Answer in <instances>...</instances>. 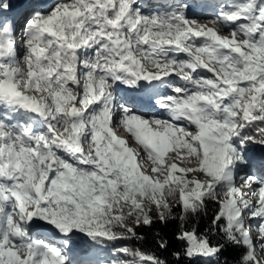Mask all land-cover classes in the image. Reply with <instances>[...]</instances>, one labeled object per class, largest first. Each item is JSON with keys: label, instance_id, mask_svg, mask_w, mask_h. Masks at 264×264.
<instances>
[{"label": "snow or ice", "instance_id": "6c2138e0", "mask_svg": "<svg viewBox=\"0 0 264 264\" xmlns=\"http://www.w3.org/2000/svg\"><path fill=\"white\" fill-rule=\"evenodd\" d=\"M11 9L0 0V264H164L116 242L170 220L177 260L234 246L258 264L264 0L34 5L21 49ZM209 201V226L187 227Z\"/></svg>", "mask_w": 264, "mask_h": 264}, {"label": "trees", "instance_id": "16d2710c", "mask_svg": "<svg viewBox=\"0 0 264 264\" xmlns=\"http://www.w3.org/2000/svg\"><path fill=\"white\" fill-rule=\"evenodd\" d=\"M255 151H260L259 146H255ZM216 210L217 207L213 202H207L205 209L197 216L190 217L186 226L191 228L193 224H196L198 231L203 232L204 229L209 226L212 216ZM178 228V220H170L167 224L156 222L151 228L137 229L138 237H143V239L118 241L116 242V246L123 245L130 248L138 247L142 250L155 253V255L159 257V259L163 261L164 264H201V261L199 260H193L189 262L183 257L180 260H177L174 257L173 253H182L183 250V243L176 239ZM253 233L256 236L255 231H253ZM161 239L167 241L166 249H160L158 247L157 241ZM215 239L219 240L221 238L217 236ZM102 251L103 254L100 255L101 258L107 255L108 246L105 245ZM242 253V248H237L234 246L226 247L222 255L219 257L218 264H241ZM261 254L264 256V251L261 250ZM214 264H217V262H214Z\"/></svg>", "mask_w": 264, "mask_h": 264}, {"label": "rangeland", "instance_id": "374dc122", "mask_svg": "<svg viewBox=\"0 0 264 264\" xmlns=\"http://www.w3.org/2000/svg\"><path fill=\"white\" fill-rule=\"evenodd\" d=\"M22 1V0H21ZM32 1H34V0H27L26 2V5H24L20 10H18V11H16V12H14V13H12V14H9V13H7V16H8V18L11 20V18H13L15 15H18L19 13H26L27 15H29L30 13H31V11L33 10V7L32 8H30V9H27V5H29V4H31V2ZM38 1H40V0H38ZM155 1V0H154ZM221 0H217V3L218 2H220ZM225 2H222V3H226V2H230V0H224ZM6 2L7 3H9V4H13V2H15V0H6ZM41 3H43V1L41 2ZM40 5V4H39ZM48 5H51V2L50 3H48ZM48 5H46V6H48ZM45 6V7H46ZM12 8H13V5H12ZM12 10V9H11ZM9 14V15H8ZM3 16H4V14L3 13H0V20H2L3 19ZM212 16V18H214V16L213 15H211ZM21 16H17V18H20ZM23 17V16H22ZM27 16H24L23 17V20L26 18ZM32 94H34V93H32ZM121 135L123 136L124 134L123 133H121ZM133 147H136L134 144L132 145ZM252 235H253V239H254V241H257V246H256V254H257V261H258V264H264V257L262 256V254L260 253V251H259V243H258V239H257V237L254 235V233H252Z\"/></svg>", "mask_w": 264, "mask_h": 264}, {"label": "bare ground", "instance_id": "6f19581e", "mask_svg": "<svg viewBox=\"0 0 264 264\" xmlns=\"http://www.w3.org/2000/svg\"><path fill=\"white\" fill-rule=\"evenodd\" d=\"M27 0H15V2H13V8L11 11H17L19 10L20 8H22L24 5H26V2ZM146 2H152V0H146ZM46 3H49V1H47ZM35 4H38L36 1L34 3H31L29 5H27V8L30 9L32 8ZM48 5V4H47ZM198 12V16L197 17H193V18H199L201 20V22H203L204 20H208V19H212V9H205L204 10V13L201 15L199 14V10L197 11ZM9 15V14H8ZM23 18V17H22ZM146 102H147V99L145 98Z\"/></svg>", "mask_w": 264, "mask_h": 264}]
</instances>
